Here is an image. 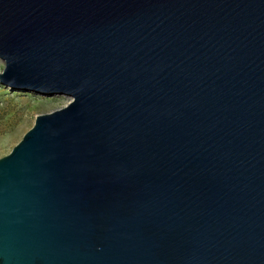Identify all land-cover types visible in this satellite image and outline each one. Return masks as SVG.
I'll return each mask as SVG.
<instances>
[{
	"label": "water",
	"instance_id": "95a60500",
	"mask_svg": "<svg viewBox=\"0 0 264 264\" xmlns=\"http://www.w3.org/2000/svg\"><path fill=\"white\" fill-rule=\"evenodd\" d=\"M0 82L71 97L0 156V264H264V0H0Z\"/></svg>",
	"mask_w": 264,
	"mask_h": 264
},
{
	"label": "rangeland",
	"instance_id": "374dc122",
	"mask_svg": "<svg viewBox=\"0 0 264 264\" xmlns=\"http://www.w3.org/2000/svg\"><path fill=\"white\" fill-rule=\"evenodd\" d=\"M70 98L14 89L0 82V156L11 151L38 113L59 108Z\"/></svg>",
	"mask_w": 264,
	"mask_h": 264
}]
</instances>
